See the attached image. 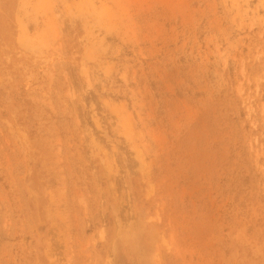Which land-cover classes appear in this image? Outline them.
<instances>
[{"label":"rangeland","instance_id":"rangeland-1","mask_svg":"<svg viewBox=\"0 0 264 264\" xmlns=\"http://www.w3.org/2000/svg\"><path fill=\"white\" fill-rule=\"evenodd\" d=\"M0 264H264V0H0Z\"/></svg>","mask_w":264,"mask_h":264}]
</instances>
